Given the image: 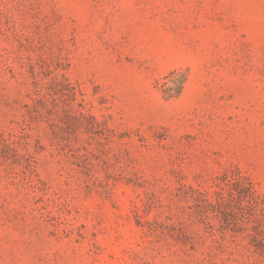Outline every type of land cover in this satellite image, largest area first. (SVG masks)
<instances>
[{
    "label": "rangeland",
    "instance_id": "1",
    "mask_svg": "<svg viewBox=\"0 0 264 264\" xmlns=\"http://www.w3.org/2000/svg\"><path fill=\"white\" fill-rule=\"evenodd\" d=\"M0 264H264V0H0Z\"/></svg>",
    "mask_w": 264,
    "mask_h": 264
}]
</instances>
